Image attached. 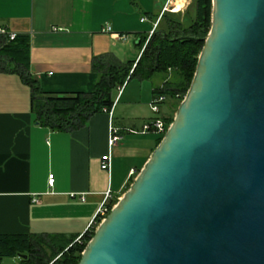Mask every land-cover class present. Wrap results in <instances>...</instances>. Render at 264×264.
Masks as SVG:
<instances>
[{
  "label": "water",
  "instance_id": "95a60500",
  "mask_svg": "<svg viewBox=\"0 0 264 264\" xmlns=\"http://www.w3.org/2000/svg\"><path fill=\"white\" fill-rule=\"evenodd\" d=\"M203 40L168 129L77 264H264V0H211Z\"/></svg>",
  "mask_w": 264,
  "mask_h": 264
},
{
  "label": "crops",
  "instance_id": "0c3cea01",
  "mask_svg": "<svg viewBox=\"0 0 264 264\" xmlns=\"http://www.w3.org/2000/svg\"><path fill=\"white\" fill-rule=\"evenodd\" d=\"M191 1H171L175 11L169 13L183 14ZM164 4L0 0V28L28 35L29 74L43 91L88 92L97 79L92 59L112 53L123 62L137 60L136 44L149 34ZM162 81L159 74L128 80L114 95L110 112L93 114L76 130L53 131L34 120L31 90L20 75L0 69V234L78 237L106 193L117 202L157 145L159 135L141 128L154 116L150 102ZM109 126L118 129L120 139L110 150L109 169L103 170ZM4 259L19 264L18 257H3L0 264Z\"/></svg>",
  "mask_w": 264,
  "mask_h": 264
},
{
  "label": "trees",
  "instance_id": "16d2710c",
  "mask_svg": "<svg viewBox=\"0 0 264 264\" xmlns=\"http://www.w3.org/2000/svg\"><path fill=\"white\" fill-rule=\"evenodd\" d=\"M193 16L184 24L175 14L165 12L150 36L139 38L137 60L121 61L112 53L92 59L91 68L97 79L88 92H46L29 74V37L16 34L8 40L0 35V69L14 71L30 87V112L40 125L53 131H73L86 125L88 119L103 109H110L118 87L131 79L148 80L155 74L171 70L174 76L163 79L153 89V95L183 99L193 78L198 55L211 26V0H192ZM194 37L195 40L176 39ZM166 115L171 122L173 116ZM162 136H158V142ZM131 184V183H130ZM128 184V187L129 185ZM116 201H110L114 204ZM94 230L85 232L81 242L63 234H0V261L3 257H18L19 264H77L80 254Z\"/></svg>",
  "mask_w": 264,
  "mask_h": 264
},
{
  "label": "built area",
  "instance_id": "2783aa9c",
  "mask_svg": "<svg viewBox=\"0 0 264 264\" xmlns=\"http://www.w3.org/2000/svg\"><path fill=\"white\" fill-rule=\"evenodd\" d=\"M171 1L173 0H165V4L162 7L161 13L158 16V19L153 23L152 29L149 31V35L152 34L154 28L157 26V23L162 15L163 12H174L175 8L172 5ZM171 3V4H170ZM141 21H144L145 18L141 17ZM109 29V28H108ZM0 34H6L8 37V40H12L15 38L16 34L13 32H6L4 29L0 28ZM122 87H118V91H120ZM166 97L164 95H154L151 102H150V108L152 112L154 113V116L151 117L149 120L144 122L141 128V132L143 133H154L160 136H163L168 129L170 122L166 121V115L165 113L161 112V106L165 102ZM110 109H103L104 112H110ZM120 139V136L118 134V129L109 126V136H108V149L109 152H107L105 155L101 156V161H100V168L103 170H108L110 167V150L115 146L116 142ZM53 182V177L50 174L48 177V183L52 184ZM73 195V194H71ZM81 199L83 197L81 196ZM115 204V203H114ZM114 204H110V194L106 193L103 202L100 204L98 207L95 215L93 216L92 220L88 224L85 232L92 231L94 230L97 225L105 218V216L108 214V212L111 210V208L114 206ZM84 232V233H85ZM83 233V234H84ZM78 236L76 238V241L81 242L82 236Z\"/></svg>",
  "mask_w": 264,
  "mask_h": 264
},
{
  "label": "rangeland",
  "instance_id": "374dc122",
  "mask_svg": "<svg viewBox=\"0 0 264 264\" xmlns=\"http://www.w3.org/2000/svg\"><path fill=\"white\" fill-rule=\"evenodd\" d=\"M169 13V12H168ZM188 14L193 16L194 14V4L191 2L185 12L183 14H178L176 15L184 24H188L189 23V17ZM150 36V35H148ZM163 79H170L172 78L173 73L171 72V70H168L166 73H160L159 74ZM182 99L177 98V99H173L171 100L170 98H166L165 102L162 104L161 106V112H164V110L166 109L167 111L165 112V114H168L169 116H173L177 110V107L179 105V103L181 102ZM167 106V107H166ZM15 260V259H14ZM17 261H13L12 259H4V262L2 264H17Z\"/></svg>",
  "mask_w": 264,
  "mask_h": 264
}]
</instances>
